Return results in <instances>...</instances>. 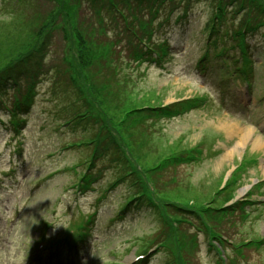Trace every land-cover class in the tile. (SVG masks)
Segmentation results:
<instances>
[{
	"label": "rangeland",
	"instance_id": "obj_1",
	"mask_svg": "<svg viewBox=\"0 0 264 264\" xmlns=\"http://www.w3.org/2000/svg\"><path fill=\"white\" fill-rule=\"evenodd\" d=\"M30 1L21 12L24 18L32 12L28 7ZM14 3L15 0H0L1 38L9 34L18 36L20 29L22 36L28 32L23 17L15 13ZM209 8V0H199L188 6L185 16L179 9L178 15L174 12L165 22L161 28L164 34L159 37L169 38L175 55L162 69L147 63L138 66L127 57L123 42V70L116 78L129 77V82L127 88L119 92L120 99L112 97L109 117L94 103L85 81L73 75L75 84L90 102L94 123L65 124L78 108H74L77 101L71 98L73 94L66 85L68 80L61 64L64 47L61 34L52 33L41 60L39 53L33 55L29 65L30 74L35 78L34 86L31 84L35 94L30 109L23 115L26 123L21 129L20 155L15 150V138L9 125L11 115L0 105V264L25 263V253L40 237L41 230L46 228L44 240L53 241L61 229L81 223L93 212L91 237L95 241L82 255L84 261L78 264H132L137 253L159 243L163 247L158 245L145 264H185L183 257L189 264H217L207 244V232L196 227L199 218L180 212L188 223H183V232L178 235L170 229L173 217L170 218L163 206L172 203L197 213L207 225V221L215 223L220 212L203 215L204 208L210 212L215 208L224 209L236 196H241L238 199L241 200L245 196L259 198L263 193L261 197H264V184L261 189L256 186L264 178V145L254 148L257 140L264 141V36L259 31L249 42V54L254 59L251 92L245 90L238 72L231 69L240 56L237 49L218 63L219 70L214 67L195 69L194 62L205 47L202 31ZM110 19L106 16L105 22L109 23ZM235 20V24L241 23L242 14ZM86 21L94 20L88 17ZM15 39L17 43L24 41L22 37ZM214 50L209 54L211 61L215 59ZM37 61L39 69L34 67ZM20 77L16 83L12 80L5 83L1 99L9 109L14 96L24 94L31 81L25 75ZM222 92L227 95L224 103ZM200 98H205V104L171 119H155L153 124L146 120L140 130L128 132L110 121V117L118 118L130 104L179 103L176 107H180L188 100L196 102ZM114 101L120 102L117 107L111 106ZM104 123L127 156L129 173L121 182L113 184L121 168L120 162L111 158L118 157L108 151L100 153L94 160L92 184L85 193L77 192L72 186L79 181L78 173L86 171L93 143L70 144L93 138ZM137 132L143 133L140 135L143 145L128 142V133L138 136ZM106 140L108 138L102 142ZM124 141L130 144L132 153ZM187 152L188 158L192 155L188 162L184 160L187 156L183 158ZM172 161L178 165H171ZM168 164L171 166L164 168ZM149 178L154 179L159 192L158 209L154 210L150 203H130L122 209L125 198L147 180L151 181ZM221 218L222 224L216 225L215 230L233 239L235 244L253 242L243 252L234 250V256L243 255L238 259L243 264H264V242L260 240L264 235V208L254 210L246 219L239 218V211L231 218L227 215ZM55 224L61 225L54 228ZM227 252L233 253L230 247Z\"/></svg>",
	"mask_w": 264,
	"mask_h": 264
},
{
	"label": "trees",
	"instance_id": "obj_2",
	"mask_svg": "<svg viewBox=\"0 0 264 264\" xmlns=\"http://www.w3.org/2000/svg\"><path fill=\"white\" fill-rule=\"evenodd\" d=\"M28 1L15 0V13L17 15L22 16L21 12L25 10ZM167 1L174 4L184 2L186 3L185 6H190L194 0H32L28 3V7L32 12L28 17L25 16L24 18L22 16L23 25L29 27L28 32L26 31L27 33L22 36L23 31L20 29V35L18 36L11 37V34H9L0 37V82L9 75L17 76V74H20L25 65L30 63L35 53H41L48 47L52 33L58 31L64 42L62 61L65 64L64 70L68 80L66 85L73 94L71 98L77 101V106H74V108H78L69 121L77 122V124H87L89 120L91 123L94 122V116L92 117L90 111V102L75 84L73 75H77L85 81L92 95H90L92 100L109 117L110 108L108 105L112 103V97L120 99L119 92L126 89L129 82V77L127 79L125 77L116 78L119 72L123 70L121 66L124 59L122 44L125 42V47L128 50L127 55L138 63H140V55H143L142 53H145V51L149 52L147 49L155 51L149 42L155 33L153 24L155 23L157 30L161 27L162 22L156 23L155 21L160 19L161 13L166 12L164 3ZM209 3V17L203 28L205 37L210 38L206 47L219 49L216 55H220L227 49L222 41L229 38L231 44H233L232 42L235 43L233 47H238L241 53H244L243 31L253 32L254 28L259 26L260 23H264V0H209ZM41 4L48 7L45 8ZM238 13L243 14V18L240 26L236 27L235 19ZM145 15L147 19H145ZM168 15L165 17L167 18ZM106 16L111 18L109 23L105 22ZM88 17L94 21H86ZM244 21L246 23L245 30H241ZM145 35L147 37H144ZM15 37H22L24 41L17 43ZM139 40L147 45V49L145 47L143 52L138 49ZM163 41L166 42L167 40ZM163 41L162 43L165 44ZM162 43H156V48H159L156 53L160 55L161 52V57L165 54L163 53L165 49L162 47ZM243 57L246 58L244 55ZM119 59L121 62H119ZM124 97L126 96L124 95ZM78 102L80 106H78ZM119 103V101H114L111 106L115 105L117 107ZM176 105H170L168 108H173ZM81 107L84 109L80 110ZM167 112V110H161L159 105L130 104L121 112L118 118L110 117V121L116 122L118 126L129 132L134 129L140 130V127H144L146 120L153 124L154 118H159L161 114ZM13 115H15V112ZM132 122H135V124L131 125ZM142 134L137 132L138 136H136L128 133V142L141 143L140 135ZM105 137L108 138L105 151L108 150L113 153L118 158L111 159L120 162L121 170L116 178L118 181L129 173L127 156H124L121 151L122 148L115 143L116 141L111 136V131L108 130L106 123L95 131L93 138L80 140L75 144L91 142L94 139L99 141ZM129 143L125 142V145L129 147V151L132 153L133 150ZM141 145L143 144L141 143ZM185 156L187 158H184ZM188 156L189 152L184 154L185 161H189L192 155L190 158ZM183 158L181 159L183 160ZM174 162L176 161H172L171 165H176ZM171 165H165L164 168ZM149 179L154 181L152 178ZM147 182L150 181L147 180L142 187L138 188L134 196H131L127 202L134 199L139 202L147 200L152 202L150 194L146 191ZM156 206L153 205L155 210L158 209ZM163 207L167 209L170 218L173 217V225L169 223L170 229L175 230L178 235L182 234L184 226L182 223L186 220V217L180 212H187L192 214L195 219L199 218L200 222L196 225L198 229L204 228L210 238H220L215 228L216 225L220 226L222 224L221 217L225 215L222 212L226 210L215 208L214 212H210L204 208L203 215L212 216L217 210L222 213L215 218H218L215 223L207 221L206 225L197 213L185 210L172 203H168ZM172 209L175 211L173 212Z\"/></svg>",
	"mask_w": 264,
	"mask_h": 264
},
{
	"label": "bare ground",
	"instance_id": "obj_3",
	"mask_svg": "<svg viewBox=\"0 0 264 264\" xmlns=\"http://www.w3.org/2000/svg\"><path fill=\"white\" fill-rule=\"evenodd\" d=\"M261 144L264 145V141L257 140L254 144V148H258ZM262 167H264V162H262Z\"/></svg>",
	"mask_w": 264,
	"mask_h": 264
},
{
	"label": "clouds",
	"instance_id": "obj_4",
	"mask_svg": "<svg viewBox=\"0 0 264 264\" xmlns=\"http://www.w3.org/2000/svg\"><path fill=\"white\" fill-rule=\"evenodd\" d=\"M59 225H61V224H55V225H53V226H54V228H55V227H57V226H59Z\"/></svg>",
	"mask_w": 264,
	"mask_h": 264
}]
</instances>
